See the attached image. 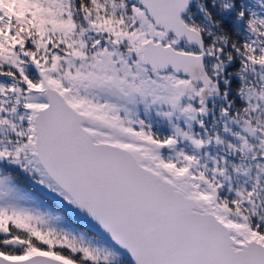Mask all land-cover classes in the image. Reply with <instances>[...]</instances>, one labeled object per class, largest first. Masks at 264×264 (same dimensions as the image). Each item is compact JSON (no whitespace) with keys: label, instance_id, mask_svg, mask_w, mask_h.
<instances>
[{"label":"snow or ice","instance_id":"6c2138e0","mask_svg":"<svg viewBox=\"0 0 264 264\" xmlns=\"http://www.w3.org/2000/svg\"><path fill=\"white\" fill-rule=\"evenodd\" d=\"M0 264H264V0H0Z\"/></svg>","mask_w":264,"mask_h":264}]
</instances>
